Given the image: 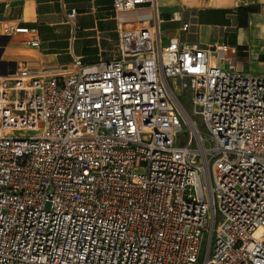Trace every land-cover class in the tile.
I'll use <instances>...</instances> for the list:
<instances>
[{"label": "built area", "instance_id": "2783aa9c", "mask_svg": "<svg viewBox=\"0 0 264 264\" xmlns=\"http://www.w3.org/2000/svg\"><path fill=\"white\" fill-rule=\"evenodd\" d=\"M142 5L116 59L0 76V264H264V74L112 2Z\"/></svg>", "mask_w": 264, "mask_h": 264}, {"label": "crops", "instance_id": "0c3cea01", "mask_svg": "<svg viewBox=\"0 0 264 264\" xmlns=\"http://www.w3.org/2000/svg\"><path fill=\"white\" fill-rule=\"evenodd\" d=\"M113 0H0V26L29 32L0 36V76L18 64L43 73L81 58L90 64L118 57V29L152 19L148 5L116 12ZM163 40L185 45L226 44L236 49L235 67L264 74V0H155ZM71 10L75 15L70 18ZM173 14L177 18H173ZM188 22L187 31L181 25ZM38 39V46L27 41Z\"/></svg>", "mask_w": 264, "mask_h": 264}, {"label": "rangeland", "instance_id": "374dc122", "mask_svg": "<svg viewBox=\"0 0 264 264\" xmlns=\"http://www.w3.org/2000/svg\"><path fill=\"white\" fill-rule=\"evenodd\" d=\"M166 42H167V40L164 39V40H163V43H166ZM186 93H187V92L182 93V95H181V100H182V103H183V104L186 106V108L188 109V108H189V107H188V104H189V98H188V96H187ZM192 116H193L194 120L196 121L198 128H199L200 130H202L203 127H202L201 118H200L199 116H197V115H192ZM177 140H178V144H184V143L188 140V132H187V128H186V127H184L183 131H181V132L178 134V136H177ZM201 260H202V257H199V258H198V261H197L196 264H200Z\"/></svg>", "mask_w": 264, "mask_h": 264}]
</instances>
